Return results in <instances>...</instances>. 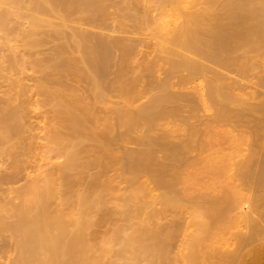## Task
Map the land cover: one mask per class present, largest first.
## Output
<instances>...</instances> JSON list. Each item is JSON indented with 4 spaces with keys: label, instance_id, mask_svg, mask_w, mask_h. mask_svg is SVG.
Listing matches in <instances>:
<instances>
[{
    "label": "bare ground",
    "instance_id": "bare-ground-1",
    "mask_svg": "<svg viewBox=\"0 0 264 264\" xmlns=\"http://www.w3.org/2000/svg\"><path fill=\"white\" fill-rule=\"evenodd\" d=\"M142 1L0 0V264H264V0Z\"/></svg>",
    "mask_w": 264,
    "mask_h": 264
},
{
    "label": "rangeland",
    "instance_id": "rangeland-1",
    "mask_svg": "<svg viewBox=\"0 0 264 264\" xmlns=\"http://www.w3.org/2000/svg\"><path fill=\"white\" fill-rule=\"evenodd\" d=\"M141 1H142V0H141ZM143 1H144V0H143ZM143 1H142V2H143ZM143 3H145V1H144ZM111 11H112V10H111ZM55 22H56V21H55ZM114 24L118 25L117 23H114ZM129 24H130V23H129ZM149 25L151 26V23H149ZM149 25H148V26H149ZM152 27L155 28V26H152ZM152 27H151V28H152ZM154 28H152V29H154ZM144 33H145V32H144ZM150 33H151L150 31H146V33H145V34H146V35H145L146 39H147V36H149ZM126 36H130V35H126ZM141 37H142V39H144V36H141ZM144 40H145V39H144ZM146 41H147L148 44L150 43V42H148L149 39H147ZM152 43H153V41H151V43L149 44V47L146 46V48H149V49H147V50H149L150 52L153 50V48H150V47H152V46H151ZM146 48H144V50H145ZM150 49H151V50H150ZM147 50H146V51H147ZM145 101H146V100H145ZM177 125H180V124H177ZM180 127H181V125H180ZM182 127H183V126H182ZM225 127H226V126H224V127H219L220 129H217V130H216V132H217V137H219V135H221L222 137H223V136H226V137L228 136V135L226 134V133L228 132V131H227L228 128H227V127L225 128ZM229 128H230V130H229V132H230L232 128H231V127H229ZM222 129H223V130H222ZM220 130L222 131V133H220ZM218 131H219V133H218ZM223 131H225L226 133H225V132L223 133ZM224 134H225V135H224ZM205 136H206V135H205ZM221 136H220L219 138H216V137H215V139H217L218 141H219L220 139L223 140L224 137L222 138ZM226 137L224 138V140L226 139ZM203 138H204V136L202 135V137H200V139L202 140ZM215 139H212V140H214L213 143H217V142L215 141ZM172 140H174V139H172ZM212 140H211V141H212ZM224 140H223V141H224ZM174 141H175V140H174ZM176 141H177V140H176ZM223 141H220L222 145L220 144L219 146H221L220 148H221L222 150H223V149L225 150L226 148H225L224 146H227V145H229L230 143H229V142H228L229 144L226 143L227 141H224V142H225V143H224ZM195 145H197V143H195ZM214 145H215V146H214ZM219 146L216 145V144H213V148L215 149V150H214V149H213V150H214V151H217L218 149H220ZM209 147H210V146H209ZM209 147H208V149H209ZM211 147H212V146H211ZM223 147H224V148H223ZM229 147H230V145L228 146V148H229ZM216 148H217V150H216ZM245 148H246V147H245ZM245 148H243V149H245ZM208 149H207L205 152H206V153H209V152L211 153V150H208ZM229 149H232L231 151H233L232 146H231V148H229ZM229 149H227V150L230 151ZM213 150H212V152H214ZM207 151H208V152H207ZM199 153H200V154H199ZM199 153H198V154L201 155L202 152H199ZM226 153H227V152H226ZM229 153H230V152H229ZM202 154H203V153H202ZM204 154H205V153H204ZM204 154L201 155V157L206 156V155H204ZM193 155H194L195 160H196V159L198 158V157H197V156H198L197 153L195 152ZM199 157H200V156H199ZM239 159H241V157H240ZM42 164H43V163H42ZM233 168H235V167H233ZM233 168H232V169H233ZM183 170L185 171L186 169H183ZM189 170H190V169H189ZM189 170H188V171H189ZM233 170H234V172L237 171V169H233ZM233 170H230V173H233V172H231V171H233ZM235 170H236V171H235ZM185 172H186V171H185ZM189 172H190V171H189ZM191 172H192V169H191ZM237 172H238V171H237ZM186 173H187V172H186ZM228 174H229V173H228ZM235 174H236V173H234V174H232V175L230 174V176L233 177V176H235ZM237 174H238V173H237ZM237 174H236V176H237ZM217 175H218V173H216L215 175H212V176H213V178H214V176H217ZM220 175L223 177V181L225 180L224 177L228 178V175H227V174H226L227 176L224 175V174H219V175H218L219 177L217 176V177L219 178V180H218V178H216V180H214V182L216 181L214 184H218L217 181L223 183V181H220V180H222V177H221ZM203 176H204V175H203ZM212 176H211V177H212ZM208 177H209V175H208V176L201 177V178H202V180L204 181V179H205V178H208ZM220 177H221V179H220ZM203 178H204V179H203ZM229 178H230V177H229ZM199 179H200V177H199ZM208 179L210 180L211 178H208ZM208 179H206V180H208ZM200 180H201V179H200ZM203 181H202V182H203ZM226 181H227V180H226ZM224 182H225V181H224ZM240 182H241V181H240ZM240 182L238 181V183H240ZM210 183H212V182H210ZM236 183H237V181H236ZM238 183H237V184H238ZM203 184H204V182H203ZM19 185H20V184H19ZM219 185H221V184H219ZM224 185H225V184H224ZM241 185H242V183H240V185L236 186V187L238 188V190L241 189V188H240ZM201 186H202V183H201ZM204 186H206V184H205ZM212 186H214V185H212ZM212 186H210V187H209L208 189H206V190L211 189ZM243 186H244V185H243ZM243 186H242V189H243ZM17 187H19V186H17ZM179 187H181V186H179ZM179 187H177L178 190H179V189H182V187H181V188H179ZM215 187H217V185H216ZM215 187H212V189H214ZM219 187H220V186H218L217 188H219ZM222 187H223V190H224V186H222ZM247 187L250 189L249 186H247ZM201 188H202V187H201ZM201 188H199V191L197 190L198 192H196V194L199 193L200 190H202ZM239 188H240V189H239ZM220 189H221V188H220ZM220 189H219V190H220ZM206 190H205V191H206ZM217 190H218V189H217ZM217 190L215 189L214 191H217ZM246 190H247V188L245 187L244 192H245L246 195H248L247 192H246ZM180 191H181V190H180ZM203 191H204V189H203ZM205 191H204V192H205ZM220 191H221V190H220ZM224 191H226V189H225ZM241 191L243 192V190H241ZM247 191H248V193L250 192V190H247ZM158 192H161V191L158 190ZM201 192H202V191H201ZM206 192H207V191H206ZM191 193L193 194L194 192H191ZM207 193H208V192H207ZM207 193H205V194H207ZM209 193H210V194H213V193H211V192H209ZM214 193H216V192H214ZM217 193H218V191H217ZM220 193H221V192H220ZM154 194H158V193L155 192ZM159 194H160V193H159ZM221 194H222V193H221ZM221 194H220V195H221ZM223 194H224V193H223ZM144 195L147 196L146 194H143L142 197H144ZM194 195H195V194H194ZM199 195H200V194H199ZM224 195H225V194H224ZM182 196H183V195H182ZM196 196H198V195H196ZM201 196H202V195H201ZM201 196H200V199L202 198ZM217 196H218V197H217ZM217 196H216L217 198H220V197H219V194H218ZM184 197H186V199L188 198L187 196H184ZM184 197H183V199L185 200ZM190 197H193V196H192L191 194H189V198H190ZM207 197H208V196H207ZM207 197H206V199L211 200V202H213V201L216 202V201H217V200H213V199H210L209 197H208V198H207ZM210 197H211V196H210ZM212 197H213V196H212ZM216 197H214V198H216ZM222 197H223V195H222ZM222 197H221V198H222ZM144 198H145V197H144ZM144 198H143V200H144L145 203H146L145 206H146V205L148 206V204H147L148 202H147V201H149V200H147V199H149L150 196H149V197L147 196V197L145 198L146 200H145ZM221 198H220V199H221ZM194 199H196V198H193L192 200L190 199L189 204L187 203V202H188L187 200L184 202L185 205L182 203L185 207H183V210H182V209H179L180 211L178 210V213H179V214L176 213L175 216L178 215V216H176V217L174 216V213H173V211H175V210H172V213H171V210H170V211L167 210V213H166V212H164V210H166V209H165V208L163 209V206H162V205H159V204H158V205H156V206H152V205L150 204V201H149V204H150L152 207H147V208L145 209V206H144V209H145V210H143V213H144L143 215H144V216H146V215L148 216L149 213H151L150 215H158L159 218H157V220L155 219V221H157L158 224L160 223L161 226H162V224H163V226H167V223H169V225L171 224V226H172L173 228L175 227L174 229H176V231H178V232L180 231V232H179V235H180V233H181V235L184 234L183 236L186 237L185 234L187 235V233H185L184 231H194V230H191V229H194V228L192 227V225L190 226V224H191L190 221H191V219H192V217H190V215L192 214V212H191L190 210H192L193 206H196V204L198 203V200H200V199L197 197L198 200L196 199V200H197V203L195 204L194 202H196V200H194ZM184 200H183V201H184ZM193 200H194V201H193ZM212 200H213V201H212ZM221 200L225 201L226 199L224 200V199L222 198ZM221 200H220V201H221ZM144 201H143V202H144ZM191 201H192V202H191ZM220 201H217V203L220 202ZM226 201H228V202L230 203V201L228 200V198H227ZM208 202H209V201H208ZM221 202H222V201H221ZM228 202H227V204H226V203L224 204V205H226V208H227V205L229 204ZM186 203H187V204H186ZM190 203H192V204H190ZM222 203H223V202H222ZM194 204H195V205H194ZM200 204L202 205V200H201V203H200ZM203 204H204V203H203ZM207 204H208V203H207ZM220 204H221V203H219L218 205H220ZM187 205H188V206H187ZM189 205H190V206L193 205V206H192L191 208H189ZM198 205H199V203L197 204V206H198ZM221 205L224 207L223 204H221ZM221 205H220V206H221ZM186 206H187V208L190 209V210L185 209ZM204 206L207 207L206 203L204 204ZM220 206H217V209H216V210H214V211L211 210L210 212H211V213H212V211H213L214 213L219 212V211H217L218 209H219V210H222V208H218V207H220ZM222 206H221V207H222ZM229 206H231V203L229 204ZM200 207H201V206L199 205V208H200ZM206 207H204V208H206ZM196 208H197V207H196ZM202 208H203V207H202ZM204 208H203V209H204ZM228 208H231V207H228ZM228 208H227V209H228ZM162 209H163V210H162ZM160 210H161V211H160ZM224 210H225V207H224ZM158 211H160L161 213L158 212ZM176 211H177V210H176ZM176 211H175V212H176ZM186 211H190V215L186 214ZM229 211H230V209H229ZM231 211H232V210H231ZM231 211H230V212H231ZM104 212H106V211H104ZM104 212H103V213H104ZM107 212H108V211H107ZM107 212H106V213H107ZM156 212H157V213H156ZM225 212L228 213V211H226V210H225ZM225 212H224V215L226 214ZM233 212H236V211H232V214L235 215V213H233ZM106 213H105V217H106ZM109 213H110V211L108 212V214H109ZM214 213H213L212 215H215ZM236 213H238V212H236ZM101 214H102V212H100V215H101ZM108 214H107V215H108ZM111 214H112V213H111ZM171 214L173 215V216H172L173 219H174V217H175L176 222H175V220H174V221L172 220V218H171ZM100 215H98V218L101 217V219L104 220V219H105V217L103 218V215H104V214H103L102 216H100ZM159 215H162V216H159ZM163 215H165V218H164ZM166 215H168V216L166 217ZM169 215H170V216H169ZM179 215H180V216H179ZM217 215H220V214H217ZM228 215H229V214H228ZM228 215H227V216H228ZM116 216H117V215H116ZM116 216L112 214L111 217H110L111 220H109V216H107L109 221H108V220H106V221L110 222V224L107 223V224L104 225V226H99V225H98V226L100 227V230H99V227L97 226V227H98V231H99L98 234L100 233L99 235H100L101 238H102V236H104V235L107 233V232L105 233L104 229L107 228V227L109 228V227L112 225L111 222H112V221H113V222L115 221V220H112V219H116L117 217H119V215H118L117 217H116ZM230 216H232L231 213H230ZM112 217H113V218H112ZM161 217H163V218H161ZM177 217H179V218H177ZM232 217H233V216H232ZM160 218H161V219H160ZM176 218H177V219H176ZM228 218H230V217H227V219H228ZM96 219H97V218H96ZM119 219H121V218L119 217ZM102 220H101V221H102ZM116 220H118V218H117ZM169 220H170V221L172 220V221H173V225H174V224H175V225L173 226L172 223H170ZM118 221H119V220H118ZM121 221H122V220H120L119 222L122 223ZM172 221H171V222H172ZM225 221H227V220H225ZM99 222H100V221H99ZM99 222H98V223H99ZM104 222H105V221H104ZM104 222H102L101 224H104ZM115 222H116V221H115ZM119 222L113 223V225H114V224H118ZM166 222H167V223H166ZM105 223H106V222H105ZM157 223L155 222V224H157ZM164 223H165L166 225H165ZM176 223H177V226H176ZM222 223H223V222H222ZM222 223H220V225H223ZM99 224H100V223H99ZM113 225H112L111 227H113ZM120 225H123V224H120ZM215 226H216V225H215ZM215 226H214V227H215ZM101 227H103V228H101ZM191 227H192V228H191ZM219 227H220V226L218 225L217 228H219ZM108 228H107V230H108ZM178 228H179V230H178ZM217 228H214V229L217 230V231L215 230L214 232H219L218 230H219L220 228L223 229V226H221L219 229H217ZM96 229H97V228H96ZM109 229H111V228H109ZM186 229H187V230H186ZM188 229H189V230H188ZM107 230H106V231H107ZM96 231H97V230H96ZM103 231H104V232H103ZM176 231H175V232H176ZM182 232H183V233H182ZM101 233H102V234H101ZM103 233H104V235H103ZM188 233H189V232H188ZM190 233H191V232H190ZM190 233H189V235H190ZM99 235H98V237H99ZM101 235H102V236H101ZM179 235H177L176 239L179 237ZM181 235H180L179 238L182 240L184 237H181ZM98 237H97V233H96V238H97L96 240H97V241H98V240H101V239L98 238ZM187 238H188V237H187ZM180 239H178V240L180 241ZM178 240H174V241L172 242V248H173V249H174V248L176 249L177 244L179 245V244H183L184 242H186V241H184V242H183V241L179 242ZM183 240H184V239H183ZM185 240H187V239H185ZM182 242H183V243H182ZM175 243H176V246L174 245ZM183 245H184V244H183ZM173 246H175V247H173ZM178 248H179V250L181 249L180 246H178ZM175 249H174V250H175ZM182 249H183V248H182ZM176 250L179 252L178 249H176ZM176 250H175V252H176ZM172 252H173V251H172ZM178 252H177V253H178ZM180 252H181V250H180ZM180 252H179V253H180ZM179 253H178V255H179V256H182V254H179ZM182 253H183V251H182ZM184 253H186V252L184 251ZM172 254H173V253H172ZM172 254H171V255H172ZM174 254H175V253H174ZM174 254H173V255H174ZM176 255H177V254H175L174 257H178V256H176ZM183 255H185V254H183ZM174 257H172V258L174 259ZM178 258H179V257H178ZM175 259H176V258H175ZM206 259H208V258H206ZM105 260H106V261H105L106 263H107V262L109 263V261L112 260V256H111V257H110V256H107V259H105ZM123 261L125 262V260H119L117 264H123ZM206 261H207V260H206ZM175 264H177V263H175Z\"/></svg>",
    "mask_w": 264,
    "mask_h": 264
}]
</instances>
